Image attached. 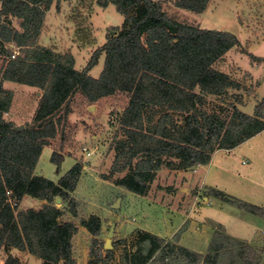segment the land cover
Here are the masks:
<instances>
[{
  "label": "trees",
  "instance_id": "obj_1",
  "mask_svg": "<svg viewBox=\"0 0 264 264\" xmlns=\"http://www.w3.org/2000/svg\"><path fill=\"white\" fill-rule=\"evenodd\" d=\"M211 0H174L176 7L203 12ZM60 0H0V256L4 264H21L12 248L39 257L41 264H76L72 238L77 224L65 219L77 215L71 193L82 173L79 161L56 181L34 173L44 146H51L50 160L58 173L66 141L72 132L69 105L78 94L92 104L102 98L121 96L122 110L116 117L121 135L115 142L112 172L125 171L114 183L144 195L165 165L187 169L206 164L218 149H231L264 129V97L252 114L231 103L223 117L205 109L207 94L221 96L240 84L213 65L240 44L231 32L201 28L178 21L163 8L162 0H97L113 4L122 14L120 26L112 27L105 42L94 49L82 69L71 55H61L38 44L46 11ZM18 20V27L11 24ZM254 61H262L250 52ZM104 55L97 77L89 70ZM4 81L40 89L29 123L15 128L5 116L13 91ZM239 96H237V101ZM180 117V120H178ZM214 196L238 208L264 217V207L223 191ZM25 196L42 200L38 207L20 208ZM56 197L67 208L56 205ZM92 235L88 264H112L113 249H105L101 261L98 236L101 220L96 214L79 221ZM129 264H264V253L236 240L215 227L207 252L201 254L145 230ZM101 256V255H100Z\"/></svg>",
  "mask_w": 264,
  "mask_h": 264
},
{
  "label": "rangeland",
  "instance_id": "obj_2",
  "mask_svg": "<svg viewBox=\"0 0 264 264\" xmlns=\"http://www.w3.org/2000/svg\"><path fill=\"white\" fill-rule=\"evenodd\" d=\"M96 1L71 0L59 18L48 14L40 45L49 47L61 55H71L74 67L82 69L94 49L105 42L107 34L114 33L112 27L120 26L123 21L122 14L116 11L113 4L98 8L95 13L98 5ZM162 2L163 8L174 14L178 21L199 25L201 28L228 31L239 38L240 44L226 52L213 67L227 73L240 86L228 88L221 96L207 94L205 110L228 117L231 103H236L237 96L241 95L245 97V104L237 103L238 107L252 114L253 107L264 97V0H211L203 12L176 7L174 0ZM11 24L18 27V20L12 19ZM246 51L263 60L254 61ZM103 60L102 54L97 64L89 70L91 76L99 75ZM5 86L13 91L12 106L5 116L12 118L16 124L29 123L37 105L40 89L15 82H6ZM120 98L121 96L114 100L102 98L88 104L78 94L75 95L69 104L72 112L68 116L70 129L66 131V134H72L70 141H66L58 173L56 165L50 160V146L42 149L34 169L35 174L56 181L74 162L83 164L77 186L71 193L77 202V215L72 216L69 212L65 214L66 219L73 218L77 224V232L72 239L76 264H88L91 258L92 235L79 223L82 217L90 214H96L101 220L99 244L94 247L95 251L101 247V256L94 255L92 260L101 261L107 232L111 226L114 228L110 237L111 249L114 250L111 262L129 264L132 253H136L140 246L141 235L138 230L144 229L165 235L180 224L187 210L192 221L196 222L194 227L200 226L201 229L194 228V232L186 233L182 243L204 252L215 228L212 223L225 221L226 216L217 212L214 206L192 205L195 194L198 195V201H205L202 195L207 194L205 187L208 186L201 185V177L207 184L213 185L212 188L230 190L237 183L247 186L249 179L253 181L250 185L264 182V129L237 148L218 149L214 152L212 160L197 172L196 165L182 170L162 165L156 172L147 195H140L116 185L114 182L122 177L125 171L112 172L110 168L115 156V142L121 135L116 117L122 110L121 105L123 106V103L119 105ZM117 198L118 206L112 207ZM41 203L40 199L25 196L20 202V207H38ZM66 203L58 201L56 205L68 209ZM217 203L220 204L218 201ZM223 207L231 208L225 204ZM261 207H264V204ZM261 221L264 230V219ZM187 225L188 223L184 222L180 226L172 241H177L182 228ZM41 262L39 257L31 256L30 264Z\"/></svg>",
  "mask_w": 264,
  "mask_h": 264
},
{
  "label": "crops",
  "instance_id": "obj_3",
  "mask_svg": "<svg viewBox=\"0 0 264 264\" xmlns=\"http://www.w3.org/2000/svg\"><path fill=\"white\" fill-rule=\"evenodd\" d=\"M70 2H71V0H60L58 8H56L55 2H53L51 4V7L46 11V14H45L43 27H42L40 36L38 38V44H40L42 36L45 32L44 30L46 28V24H47L46 18L48 16V14H52L54 17L57 16L59 18V16H61L60 14L62 12H64V10L66 8H68V6H69L68 4ZM96 3H97V1H96ZM93 8H95V6ZM98 8H101V6L97 5V7L94 10L95 13L98 12L97 11ZM6 82H12V81H4V86H5ZM5 88H6V86H5ZM237 103L240 105L245 104V97H241V95H239V99L236 102V105H237ZM237 107H238V105H237ZM253 111H254V107H253ZM243 142H241L240 144H238L237 146H235L231 149H221V150H232L234 148H237ZM51 151H52V147H51ZM215 151H217V150H215ZM214 152L212 153L211 158L208 162H210L212 160V156H213ZM204 165L205 164L196 165L197 169L194 168V169H196L195 172H197V170L202 168ZM174 170H180V169H174ZM247 182L249 183V184H247V186L244 183L235 184V186H234V188H232V190L225 189V188L220 189L217 187L212 188L211 186H213V185L207 184L206 181L203 179V177H201V185L202 186L203 185L208 186V187H205V190H207V194L205 193L204 195H202V198L205 201H198V195L195 194V195H193L195 200L192 202V205L200 204V206L201 205L202 206H204V205L214 206L215 207L214 209L217 212L226 216L225 221L224 220L218 221V223H212L211 222L212 224H214L215 227H217V226L220 227V230L223 231L226 235H228V236H230L236 240L243 241L244 243L248 244L249 246H251V247H253L259 251H263V253H264V230L262 229L263 223L261 221V219H264V218L258 214H255L253 212L238 208L234 205H231V204L221 200L220 198L214 196L210 190V189L220 190V191H223L227 195L235 196V197L240 198V199H242L246 202H249L251 204L262 206L264 204V192L263 193H261V192L264 191V182L260 181V182L255 183L254 185H250L253 183L252 179H249ZM144 195H147V194H144ZM217 201L220 202V204L217 203ZM223 204L228 205L231 208L225 209V207H223ZM19 207H20V205H19ZM178 207H179V205H178ZM186 212H187L186 214L184 213V217H183L182 221L179 222L180 224L176 225L173 230L171 229V230H169V232H166L165 235H161L160 233H153V232H150L148 230H145V231H148V232L152 233L153 235L160 237L164 240H172L174 238L175 233L180 228V226L184 222H187L188 225L186 227L184 226V228H182L183 230L181 231L180 235L178 236L177 241H174V242L179 244V245H182V246H184L190 250L199 252L201 254H205L207 252L208 247L206 248V250L204 252H200L197 249L188 247L182 243L184 235L186 233L194 232V228L196 230L201 229L200 226L194 227L196 222L192 221V218L189 216L188 210ZM67 220H71L74 222L73 218H68ZM213 222H217V221H213ZM142 230H144V229H142ZM214 230H215V228H214ZM214 230L212 231V235H213ZM10 253L13 256L17 257L19 259V261L21 262V264H23V262L30 264L31 256H34L25 250H19L17 248H12L10 250ZM4 258H5V255H4V253H2L0 256V264H4Z\"/></svg>",
  "mask_w": 264,
  "mask_h": 264
},
{
  "label": "water",
  "instance_id": "obj_4",
  "mask_svg": "<svg viewBox=\"0 0 264 264\" xmlns=\"http://www.w3.org/2000/svg\"><path fill=\"white\" fill-rule=\"evenodd\" d=\"M90 107L92 108V106H90ZM23 127H24L23 124H19V125L15 126V128H20V129H22ZM55 201L57 203L58 201H60V198L56 197ZM118 204H119V198L116 199V201L114 202L112 207H116V206H118ZM113 230H114V228H113V226H111L110 229L107 232V238H106L105 243H104L105 249H111L110 237L113 235Z\"/></svg>",
  "mask_w": 264,
  "mask_h": 264
}]
</instances>
